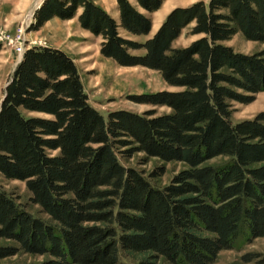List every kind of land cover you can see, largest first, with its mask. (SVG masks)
<instances>
[{
    "label": "trees",
    "instance_id": "16d2710c",
    "mask_svg": "<svg viewBox=\"0 0 264 264\" xmlns=\"http://www.w3.org/2000/svg\"><path fill=\"white\" fill-rule=\"evenodd\" d=\"M116 1L117 18L95 0H43L29 31L80 11L103 56L157 70L181 89L131 95L167 113L104 116L73 57L27 48L0 105V173L26 181L49 219L0 186V239L14 242L0 243V258L24 251L48 255L41 264H213L221 250L264 236V110L231 119V101L251 103L264 91V48L244 53L224 43L242 33L264 44V0L178 6L152 36L151 14L165 0ZM190 24L202 36L174 47ZM139 152L187 167L160 186L163 168L147 176L122 163ZM218 156L225 159L207 163Z\"/></svg>",
    "mask_w": 264,
    "mask_h": 264
},
{
    "label": "rangeland",
    "instance_id": "374dc122",
    "mask_svg": "<svg viewBox=\"0 0 264 264\" xmlns=\"http://www.w3.org/2000/svg\"><path fill=\"white\" fill-rule=\"evenodd\" d=\"M98 1L109 12L116 15L115 0ZM196 1L199 0H165L162 7L151 14L153 29H157V25L163 23L173 8L189 6ZM31 6L32 0H0V104L4 97L6 84L16 67L20 41L25 39L28 48L48 43V38H42L40 32H29V28H27L26 24L30 27L34 18V15L31 16L29 13ZM192 25L190 24L183 29L182 34L173 42L174 47L188 46L202 36L190 32ZM82 33H84L83 30L78 27L76 30L73 29L72 35H75L74 37L79 40L77 47L78 45H86L90 55L84 57L77 54V57L75 54L77 57L75 58L78 61L77 65L89 95V101L104 116L121 109L138 113L154 109L157 114L167 113L171 110L167 106L135 102L131 95L160 90H180V87L169 85L157 70L144 66H121L117 64L113 59H108L99 52L100 38H96L89 32L85 38ZM141 39H145V37ZM224 43L232 46L236 51L244 53H253L264 48L263 43L248 40L242 33H237ZM143 52V50L134 51V53ZM255 97L251 103L231 101L233 109L231 119L234 123L254 118L260 111L264 110V91L257 93ZM224 159L225 157L218 156L210 159L207 163L216 164ZM121 161L125 166L142 170L147 176H150L153 171L163 168V174L155 179L160 186L168 184L174 175L187 167L182 161H164L158 157H148L143 152L136 153L132 157L122 156ZM0 186L33 215L49 219L48 214L43 212L38 204L31 201V193L27 188L26 181L10 179L0 173ZM0 243L13 244L14 242L0 239ZM47 257L48 255L20 251L15 255L0 258V264H41ZM123 259L129 264H136L132 258ZM160 264L169 263L162 261ZM213 264H264V236L254 238L249 243L239 242L232 248L221 250Z\"/></svg>",
    "mask_w": 264,
    "mask_h": 264
},
{
    "label": "crops",
    "instance_id": "0c3cea01",
    "mask_svg": "<svg viewBox=\"0 0 264 264\" xmlns=\"http://www.w3.org/2000/svg\"><path fill=\"white\" fill-rule=\"evenodd\" d=\"M98 4L99 1L95 0ZM43 2V0H32V6L29 10V13L31 14L32 11H36V9L41 5V3ZM115 11H116V15H113L111 12H109L107 10L106 7H104L102 4H100L101 6H103L111 15H113L114 17H118V9H117V1L115 0ZM80 11L78 12V14H76V16H74L73 18L70 19H61L60 17H52L50 20H48L40 29L38 30H31L29 32L35 31V32H40L42 38H45L48 40V43L46 44L47 46H51V47H56V48H60L63 49L64 51H66L71 57H73V59L76 61V63L78 64L77 61V54L78 55H83L84 57H88L90 55V52L87 51V46L86 45H78L79 44V40L78 38L76 39L72 34H73V29L76 30L78 27L81 28L83 30L84 34L83 36H85V38L88 36L86 34H88V32L90 34H92L93 36H95L91 31L84 29L81 27L79 20H78V15H79ZM29 14V16H30ZM28 16V17H29ZM160 25H157V29L159 28ZM157 29H153L150 32V34H154V31H157ZM154 30V31H153ZM79 34V33H78ZM149 34V36H151ZM84 38V37H83ZM96 38H100V44H101V37L96 36ZM99 44V45H100ZM28 47H26L27 49ZM99 52H100V46H99ZM76 54V56H75ZM76 57V58H75ZM16 63L15 65H17L20 56L16 57ZM111 59V58H108Z\"/></svg>",
    "mask_w": 264,
    "mask_h": 264
},
{
    "label": "built area",
    "instance_id": "2783aa9c",
    "mask_svg": "<svg viewBox=\"0 0 264 264\" xmlns=\"http://www.w3.org/2000/svg\"><path fill=\"white\" fill-rule=\"evenodd\" d=\"M26 25H27V27L29 26L28 24H26ZM25 31H26V29H25ZM25 43H26V40L25 39H22L20 41V46L18 48V54H19V56H22L24 54L25 50H26V44Z\"/></svg>",
    "mask_w": 264,
    "mask_h": 264
},
{
    "label": "water",
    "instance_id": "95a60500",
    "mask_svg": "<svg viewBox=\"0 0 264 264\" xmlns=\"http://www.w3.org/2000/svg\"><path fill=\"white\" fill-rule=\"evenodd\" d=\"M34 12H35V10L31 13V16L34 15ZM27 28H29V26H28ZM22 58H23V55L20 57L18 63L22 60ZM18 63H17V64H18ZM14 69H15V68H14ZM8 84H9V83L6 84V87H7ZM4 94H5V93H4ZM4 96H5V95H4ZM3 99H4V97H3ZM3 99H2V101H3ZM2 101H1V104H2ZM1 104H0V105H1Z\"/></svg>",
    "mask_w": 264,
    "mask_h": 264
},
{
    "label": "bare ground",
    "instance_id": "6f19581e",
    "mask_svg": "<svg viewBox=\"0 0 264 264\" xmlns=\"http://www.w3.org/2000/svg\"><path fill=\"white\" fill-rule=\"evenodd\" d=\"M19 48V47H18ZM21 57V56H20Z\"/></svg>",
    "mask_w": 264,
    "mask_h": 264
}]
</instances>
